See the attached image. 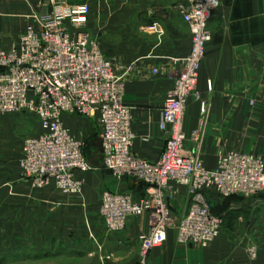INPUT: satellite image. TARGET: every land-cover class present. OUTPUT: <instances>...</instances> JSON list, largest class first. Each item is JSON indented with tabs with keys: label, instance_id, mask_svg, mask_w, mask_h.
I'll return each mask as SVG.
<instances>
[{
	"label": "built area",
	"instance_id": "built-area-1",
	"mask_svg": "<svg viewBox=\"0 0 264 264\" xmlns=\"http://www.w3.org/2000/svg\"><path fill=\"white\" fill-rule=\"evenodd\" d=\"M225 0H181L175 5L190 32L187 55L160 107L158 127L166 132L157 160L132 151L135 134L131 108L123 100L124 81L87 29V3L47 0L50 9L34 16L7 49H0V111L37 119L40 132L27 137L20 165L37 183L53 182L66 194L78 193L83 181L76 172L89 164L83 144L66 127L62 115L95 119L99 125L102 165L118 178L145 185L134 199L129 192L103 190L98 212L108 231L119 232L133 216L147 214L148 230L139 236L141 254L164 242L174 229L178 241L206 246L219 234L222 219L203 195L213 189L221 196L258 197L264 205V159L241 152H219L212 168L201 158L199 131L192 133L195 148L184 150L185 107L196 97L200 67L211 38L207 23ZM157 22L147 28L155 29ZM152 72L157 73V69ZM204 110V103H200ZM189 195L183 216L170 201L177 186Z\"/></svg>",
	"mask_w": 264,
	"mask_h": 264
},
{
	"label": "crops",
	"instance_id": "crops-1",
	"mask_svg": "<svg viewBox=\"0 0 264 264\" xmlns=\"http://www.w3.org/2000/svg\"><path fill=\"white\" fill-rule=\"evenodd\" d=\"M66 1L85 2L90 8L102 9L98 12L100 17L97 21L88 15L87 29L98 41L104 56L116 66V73L124 81L122 100L131 108V126L135 134L132 151L148 161L157 160L166 136V132L158 127L160 107L177 75L178 60L187 54L190 47L188 26L175 7L179 0ZM31 7L24 0H0V48H8L18 38L25 27L20 18L27 15ZM106 9H111L113 13L110 20L105 17ZM154 22L158 23L155 29L147 28ZM207 26L211 38L206 45L197 88L204 93L206 85H210L214 98L212 103L218 104H241L236 96L240 98L243 93L247 94L248 89L251 95L261 94L264 91V0L222 1L213 11ZM153 69H157V73L153 74ZM192 100L194 99L190 97L182 120L186 135L185 151L195 148L192 133L195 130L200 131L199 122L197 124L195 121L197 113L192 107ZM229 115L230 113L223 111L217 116L210 114L209 119L220 120L236 116ZM261 119L264 117L261 116ZM211 127V124L206 126L201 148V158L207 168L215 166L218 152L225 148V130L220 129L215 133ZM99 151L102 165L100 143ZM76 175L82 179V188L85 186V190L80 197H67L64 207L79 209L82 218L83 215H97L103 190L129 192L134 199L140 198L145 190V185L129 178L118 179L106 170L105 173L76 172ZM91 186L100 188L99 191L96 190L95 198L87 189ZM205 198L210 203L209 193H205ZM188 199L185 186L178 185L170 206L181 215L187 207ZM244 199H251L257 205L262 204L257 197ZM212 204L210 203L212 211L220 214L214 210ZM98 225H95V229L92 228V239H88L90 235L87 236L86 230L83 239L63 242V246L57 245L60 244L57 241L52 243L53 251L50 249L51 243L45 248H49V252L63 250L72 252L71 255H83L94 264L139 263L138 237L148 230L147 214L130 218L125 229L117 233H107L102 225ZM215 248L216 245L212 242L206 247L188 246L179 242L174 231L169 230L164 242L148 251L146 263L219 264L216 262ZM238 263L247 264V261L239 259Z\"/></svg>",
	"mask_w": 264,
	"mask_h": 264
},
{
	"label": "rangeland",
	"instance_id": "rangeland-1",
	"mask_svg": "<svg viewBox=\"0 0 264 264\" xmlns=\"http://www.w3.org/2000/svg\"><path fill=\"white\" fill-rule=\"evenodd\" d=\"M24 1L32 7L27 15L20 18L23 26L32 23L34 16L45 12L47 7V10L50 9L47 0ZM100 10L102 9L90 8L89 15L97 21ZM106 11L105 17L110 20L113 13L111 9ZM209 86L206 85L204 93L197 88V96H192L194 99L192 107L197 113L195 121L197 124L199 122L200 127V147L202 148L204 142L206 126L211 124L214 132L225 130V135L223 134L225 148L219 152L241 151L259 155L264 159V119H261V116L264 117V91L255 96L251 95L248 89L247 94L243 93L240 98L236 96L241 104H218L212 103L214 98ZM201 102L204 103L203 111L200 110ZM223 111L230 113L229 116L233 114L236 116L229 119H209L210 114L217 116ZM61 120L82 142L90 167L87 172L108 171L101 165L97 121L66 114ZM39 132L40 126L36 118L23 116L21 113L0 111V264H94L90 258L83 255H71L72 252L63 250L51 252L52 243L59 241L60 244L57 245L63 246V242L78 241L84 238L86 230L87 236L90 235L88 239L91 238V232L98 223V227L102 225L107 233L117 232L106 229L98 211L97 215L89 217L87 214L88 216L83 215L82 218L79 209L64 207L67 197L74 195L80 197L85 186L81 187L78 193L66 194L53 182L37 183L25 176L28 169L20 165L24 141ZM87 189L94 198L97 195L96 190H100L94 186ZM205 193H209L212 201L210 203H213L214 210L220 213L222 219L219 234L207 244L215 243L216 262L239 264V259H246L247 264H264V205H257L251 199H244L254 196H221L213 189L204 191V197ZM172 211L175 212L173 209ZM169 230L174 231L176 235L174 229ZM48 243H51L50 252L49 248H45ZM147 255L148 252L143 256L140 248L138 264H147Z\"/></svg>",
	"mask_w": 264,
	"mask_h": 264
},
{
	"label": "bare ground",
	"instance_id": "bare-ground-1",
	"mask_svg": "<svg viewBox=\"0 0 264 264\" xmlns=\"http://www.w3.org/2000/svg\"><path fill=\"white\" fill-rule=\"evenodd\" d=\"M172 86V85H171ZM185 144V143H184ZM100 203V202H99Z\"/></svg>",
	"mask_w": 264,
	"mask_h": 264
},
{
	"label": "water",
	"instance_id": "water-1",
	"mask_svg": "<svg viewBox=\"0 0 264 264\" xmlns=\"http://www.w3.org/2000/svg\"><path fill=\"white\" fill-rule=\"evenodd\" d=\"M179 1H181V0H179Z\"/></svg>",
	"mask_w": 264,
	"mask_h": 264
}]
</instances>
